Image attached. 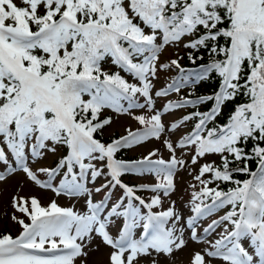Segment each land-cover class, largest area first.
I'll use <instances>...</instances> for the list:
<instances>
[{
  "label": "snow or ice",
  "instance_id": "obj_1",
  "mask_svg": "<svg viewBox=\"0 0 264 264\" xmlns=\"http://www.w3.org/2000/svg\"><path fill=\"white\" fill-rule=\"evenodd\" d=\"M181 45L194 67L183 66L179 55L161 61L166 48ZM201 50L207 60L197 63L204 60L196 55ZM109 58L138 83L106 70ZM172 70L176 75L155 97L195 88L213 73L219 86L210 95L190 92L157 109L153 81ZM241 95L245 102L216 123L224 106ZM209 101L208 111L198 110ZM186 107L197 110L164 123L165 114ZM106 110L140 127L105 142L98 137L113 123ZM190 120L191 131L172 140L171 133ZM152 139L162 140L167 160L157 149L137 160L116 159L119 151ZM178 150L190 151L193 165L209 155L220 158L219 164L200 165L194 176L199 190L191 186L192 215L183 224L174 201L153 211L188 167ZM48 154L59 157L55 166L33 170L30 161ZM0 164V182L19 171L41 189L86 203L79 211L13 195L10 220L19 231L0 232V264H88L93 245L98 251L101 244L110 249L108 264H162L161 257L187 246L186 229L201 242L217 227L223 229L218 238L193 252L190 264H211L206 258L224 264H257L258 258L264 264V0H0ZM125 174L153 175L156 182L130 186L121 180ZM101 176L104 184L88 186ZM219 182L234 186L224 191ZM117 188L123 194L113 201ZM138 191L154 195L145 200ZM94 192L104 196L95 200ZM225 207L201 235L199 222ZM121 219L113 235L111 225Z\"/></svg>",
  "mask_w": 264,
  "mask_h": 264
},
{
  "label": "rangeland",
  "instance_id": "obj_2",
  "mask_svg": "<svg viewBox=\"0 0 264 264\" xmlns=\"http://www.w3.org/2000/svg\"><path fill=\"white\" fill-rule=\"evenodd\" d=\"M19 3V0H17ZM186 54V50L183 49L181 45L179 48L168 47L163 51L161 56V61L166 62L169 59L175 58L177 55L182 57V55ZM182 61V59H181ZM173 71H160L158 73V79L153 81L154 89L153 96L156 101V108L162 109L163 105L167 103L168 100H174L177 98L178 93L172 92L169 93L168 96L155 97V91L163 88L172 77ZM131 83H138L137 80H131ZM182 91V90H181ZM141 102H143V98H141ZM190 110L187 107L182 109H177L175 111L169 112L163 116V121L166 125H170L172 122L177 121L186 112ZM106 112H111L110 110H106ZM112 113L113 123L104 129V135L109 137V135L117 134L118 136L125 134L126 128H138L140 125L130 117L126 115L117 116L115 113ZM136 114H140V110H136ZM188 122V121H187ZM189 125L187 123L183 124L177 130L171 133L170 138L174 141H178L179 138L186 134L189 131ZM153 149L158 150V156H162L165 160L169 158L168 150L163 146L162 140L152 139L149 142H145L140 145H136L130 149L131 156L134 158H141L144 155H147L148 152ZM191 152L188 150H178L177 156H183L184 159L188 161V167L185 169H181L175 177V190L169 194V196L165 197L161 193V205L155 207L153 211L159 212L161 210L167 209L171 206L172 202H175L176 210L184 217V220L181 221L183 224L184 221L192 215V204H191V193L193 191L192 185H195L196 190H199V183L195 181L194 176L198 174V170L201 164L205 162L217 161L218 155H209L204 159H201L198 164H191ZM58 160V156L48 154L44 159L38 161H30L33 170H36L38 167H50L55 164ZM4 165L0 164V171H4ZM40 179H46L43 174H39ZM130 186L140 185V184H154L156 182V178L153 175H130L125 177ZM106 182L105 177H99L96 181L90 182L89 187L94 190L95 187H100L102 184ZM55 183H59V178L55 181ZM106 191V189H105ZM118 191V188L114 190V192ZM19 193L22 196H36L39 198L41 203L44 206H47L52 200H55L60 206L71 207L75 206V208L79 211H86V203L84 197H69L67 195H57L55 192L51 190L41 189L39 186L35 185L33 182L27 180V178L23 175V173L17 171L16 174L8 176L5 182H0V232H10L12 235H17L19 231V225L15 224L10 220V215L13 212L11 207V198L13 195ZM104 192L95 193L94 199L100 200L103 196ZM113 196V199H116L120 196V192H117ZM142 198L148 200L154 193L150 191H138ZM146 211V210H145ZM226 211L225 208L221 209L217 213L212 214L209 217L202 219L200 223V227L198 228V232L201 235L203 234V227L207 225L212 219L218 218V216L223 215ZM17 215H21L17 213ZM122 224L121 220H114L111 225V232L113 235L118 234V227ZM223 229L217 227L214 232L205 236L204 241L195 242L192 241L190 237V232L186 229L185 231V239L188 241L187 246L180 251H177L173 254L171 258L161 257L162 264H190V256L195 251H202L204 248L208 247L206 241H214L218 238V234ZM141 229L136 230V236L139 238ZM95 244H100V241L97 240ZM93 251L90 253L88 257V264H108V253L110 251L109 248L104 247L102 244L99 247V250H95V245H93ZM211 259V264H224L221 259L218 258H206ZM257 264H258V258ZM79 264V262H78Z\"/></svg>",
  "mask_w": 264,
  "mask_h": 264
},
{
  "label": "trees",
  "instance_id": "obj_3",
  "mask_svg": "<svg viewBox=\"0 0 264 264\" xmlns=\"http://www.w3.org/2000/svg\"><path fill=\"white\" fill-rule=\"evenodd\" d=\"M196 55H203L204 56V60L203 61H197V63L206 62V60H207V53L206 52H204L203 50H201V52L196 53ZM181 64L183 66H185V67H188V68L194 67V65H192L189 62L186 54L185 55L184 54L182 55ZM104 67H105L106 70H109L111 72L120 71V75L122 77H124L129 83H131L130 82L131 80H134L135 81V79L131 75L123 72L122 70L117 69L116 66L112 65L110 58L108 59L107 63H105ZM175 75H176V71H173L172 77L175 76ZM172 77L170 78V80H169L168 83L171 82ZM218 86H219V77L215 73H213L210 79L201 81L199 84H197L195 86V88H192V87H184V88H182L181 89L182 91H180V93H178L177 98L174 99V100L179 99L181 96H188V94L190 92L191 93H194V97L195 96H200V95H210V94L214 93L217 90ZM242 102H245V98L242 95L241 96H237L235 100L228 102L224 106V109H223L222 114L217 117L216 123H224V122H226L228 115L231 113L232 110H234L236 104L242 103ZM211 107H212V102L209 101L207 103H204V104L199 105L198 106V110L199 111H202V112L203 111H208ZM187 108L190 109V110H188L186 112V114H188L189 112H192V111L197 110V109H193L191 107H187ZM103 115L104 116H112V113L111 112H106V113L104 112ZM185 123H187V125H189V128H190L189 130L191 131L192 127L195 124V121L194 120H190V121L185 122ZM209 126L211 127L212 125L210 124ZM116 137H119V136L117 134H113V135H109V137H106L104 135V133H103V135L100 136V137H98V138L102 139L105 142H108V141H110V139L116 138ZM251 147H252L251 142H249L247 148L250 149ZM130 149L131 148H129V149H123V150L119 151L116 154V159H121V160H137V159H139V158H134V156H131V154L129 152ZM58 159H59V157H58ZM219 162H220V158H218V160L216 161V163L219 164ZM53 166H55V164ZM97 166L100 167L101 165L99 163H97ZM249 166H250L251 169L255 170V168H256L255 161L254 160L253 161H250L249 162ZM130 175L131 174H125V175H123L121 177L122 182L123 183L125 182V184H127L128 181L125 179V177H128ZM246 178H248V177L246 175H244V174H236L235 175V179H239L241 181L244 180V179H246ZM209 186L210 187H216V184H211ZM233 186L234 185H232L231 183H228V182H219V188L221 190H224V191H227V189L229 187H233ZM225 209L229 210V207H225ZM13 236H15V235L13 234ZM243 243H244V240L242 241V244ZM249 252H250V250H249Z\"/></svg>",
  "mask_w": 264,
  "mask_h": 264
}]
</instances>
